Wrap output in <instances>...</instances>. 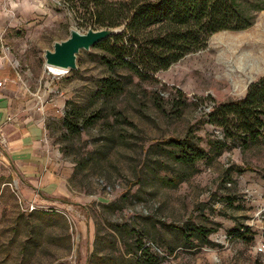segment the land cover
Segmentation results:
<instances>
[{
  "label": "rangeland",
  "instance_id": "rangeland-1",
  "mask_svg": "<svg viewBox=\"0 0 264 264\" xmlns=\"http://www.w3.org/2000/svg\"><path fill=\"white\" fill-rule=\"evenodd\" d=\"M236 1L254 16L250 28L212 35L203 50L105 105L93 99L108 75L100 50L81 51L76 70H44V51L70 30L102 29L90 25V0L12 6L6 44L16 68L31 88L52 83L50 95L90 120L79 138L63 141L64 108L50 124L69 171L66 207L30 212L11 179L0 178V264H264V127L246 141L209 118L244 98L251 74L264 73V10L255 12L264 0ZM187 136L207 152L192 166L171 159L166 145Z\"/></svg>",
  "mask_w": 264,
  "mask_h": 264
},
{
  "label": "trees",
  "instance_id": "trees-1",
  "mask_svg": "<svg viewBox=\"0 0 264 264\" xmlns=\"http://www.w3.org/2000/svg\"><path fill=\"white\" fill-rule=\"evenodd\" d=\"M90 3L94 8L91 26L120 28L117 35L94 47L101 51L100 63L108 73L99 80L93 94V99L102 105L120 98L129 87L154 80L155 74L187 55L203 50L212 35L244 31L254 23V16L247 15L236 0H90ZM263 10L258 7L255 12ZM100 113L97 110L95 117L99 118ZM209 118L220 128L235 126L246 141L257 140L258 131L264 127V76L248 85L244 98L219 104ZM89 120L81 116L77 105L66 102L60 122L65 132L61 134L62 141L79 138ZM166 145L171 148L169 157L182 166H192L207 155L189 136L168 140ZM213 145L218 152L222 148ZM74 164L75 173L81 163ZM117 227L115 231L121 233ZM196 234L204 237L199 229ZM135 264H141V260H135Z\"/></svg>",
  "mask_w": 264,
  "mask_h": 264
},
{
  "label": "crops",
  "instance_id": "crops-1",
  "mask_svg": "<svg viewBox=\"0 0 264 264\" xmlns=\"http://www.w3.org/2000/svg\"><path fill=\"white\" fill-rule=\"evenodd\" d=\"M16 2L0 0V178H10L26 204L66 207L68 199H73L67 184L69 171L60 164L48 128L60 118L64 101L50 95L54 91L52 83L31 88L16 68L6 44L7 32L13 27L11 9ZM263 75L256 78L251 74L250 83ZM38 97L43 104L40 110Z\"/></svg>",
  "mask_w": 264,
  "mask_h": 264
},
{
  "label": "water",
  "instance_id": "water-1",
  "mask_svg": "<svg viewBox=\"0 0 264 264\" xmlns=\"http://www.w3.org/2000/svg\"><path fill=\"white\" fill-rule=\"evenodd\" d=\"M120 32V28L92 30L84 34L72 29L63 41L55 42L51 50L43 53L45 68H52L69 72L76 70V58L81 51L88 52L97 44L107 40Z\"/></svg>",
  "mask_w": 264,
  "mask_h": 264
},
{
  "label": "built area",
  "instance_id": "built-area-1",
  "mask_svg": "<svg viewBox=\"0 0 264 264\" xmlns=\"http://www.w3.org/2000/svg\"><path fill=\"white\" fill-rule=\"evenodd\" d=\"M2 1L3 2H7V1L16 2L18 0H2ZM46 71H48L49 73H52L49 68H46ZM1 87H2V83H0V90H1ZM37 100H38L37 110H40L43 106L42 100L39 97L37 98ZM61 115H62V113H61ZM27 207H28V211H30V212L37 211L39 209H46L45 206H40V205H37L35 203H28ZM62 214H63V212H62Z\"/></svg>",
  "mask_w": 264,
  "mask_h": 264
},
{
  "label": "bare ground",
  "instance_id": "bare-ground-1",
  "mask_svg": "<svg viewBox=\"0 0 264 264\" xmlns=\"http://www.w3.org/2000/svg\"><path fill=\"white\" fill-rule=\"evenodd\" d=\"M50 71L53 73V74H64L65 72L62 71V70H58V69H52L50 68ZM51 73V74H52Z\"/></svg>",
  "mask_w": 264,
  "mask_h": 264
}]
</instances>
